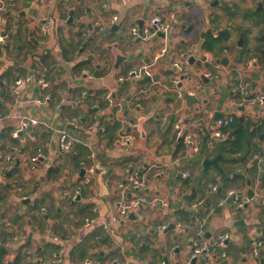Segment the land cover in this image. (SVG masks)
I'll list each match as a JSON object with an SVG mask.
<instances>
[{
    "label": "crops",
    "instance_id": "crops-1",
    "mask_svg": "<svg viewBox=\"0 0 264 264\" xmlns=\"http://www.w3.org/2000/svg\"><path fill=\"white\" fill-rule=\"evenodd\" d=\"M2 1L6 9L0 19V36H4L0 42V155H13L8 172L0 170V218L11 223L0 226V235L3 230L10 233L0 241L6 250L2 264L5 259L9 264L19 252L23 254L19 264H43L59 249H63L60 264H82L85 258L98 264L110 259L119 264H184L194 236L185 232L183 223L182 229L175 226V214L199 199L205 205L190 209L196 226L189 229L196 233L204 219L205 233H211L205 238L213 241L226 234L229 244V253L215 258L205 254L199 264L264 261V243L257 257L252 244L261 239L264 229V129L259 132L264 103H250L264 91V0ZM113 15L116 22L101 30L99 26L107 25ZM151 15L169 24L165 37L134 38L131 27L139 29V21L146 25ZM47 18H52L53 26L43 34L41 26ZM114 24L118 28L111 30ZM225 30L228 38L213 44L211 39H218ZM240 34L243 40L238 43ZM164 45L167 51L153 64L151 82L118 80L129 69L151 62ZM192 57L203 78L180 76L179 90L197 95L198 101L188 106L169 87L179 75L175 63L188 69L182 75L194 71L189 63ZM81 62L82 69L76 66ZM28 72L44 74L55 97L42 101L43 89L36 83L14 95L13 81ZM108 92H112V103L105 99ZM74 99L79 101L73 104ZM193 111L194 118L190 117ZM229 113L244 119L246 135L242 152L232 158L221 152L225 159L220 165L230 179L223 183L213 166L203 170L202 160L214 156L216 151L210 152L221 148V142L235 137L234 129L223 130L224 136L213 134L214 116ZM20 116L34 117L39 123L21 131ZM178 117L200 137L197 152L176 137ZM135 121L137 126H132ZM61 129L74 138L65 153L57 148ZM123 130L132 141L116 145L113 141ZM202 139H206L205 151ZM37 152L41 156L32 160ZM133 170L146 181L139 194L157 198L158 203L142 204L125 218L119 217L115 200L137 195L118 187ZM236 176L240 178L235 180ZM84 177L90 182L70 202L63 192ZM214 179L217 184H212ZM197 185L205 186V197L197 198ZM250 188L256 193L252 199L246 195ZM230 189L246 199L247 207L235 210L234 199L227 201ZM193 193L195 200L190 199ZM163 201L169 206H162ZM86 217L95 221L85 226ZM158 224L166 228L157 231Z\"/></svg>",
    "mask_w": 264,
    "mask_h": 264
},
{
    "label": "built area",
    "instance_id": "built-area-1",
    "mask_svg": "<svg viewBox=\"0 0 264 264\" xmlns=\"http://www.w3.org/2000/svg\"><path fill=\"white\" fill-rule=\"evenodd\" d=\"M5 4L2 0H0V19L2 18V15L5 11ZM117 20V15H113L109 23L107 25H100V29L103 30L106 28V26L111 25V23H115ZM53 26V20L52 18H47L44 20V23H42L41 26V32L44 34ZM169 30V24L166 22H163L161 18L157 15H151L148 20L146 25L142 27V32L139 33V29L137 26H132L131 27V33L134 36V38H139L143 40L149 39L152 35L156 34L158 31L166 33ZM4 39V36H0V42H2ZM43 41V39H42ZM167 51L166 45L162 46L157 54H155L152 58L151 62L148 63H143L139 67L136 68H131L127 71V73L123 76H119L118 80L123 81L128 78H136V79H142L145 76L151 77L152 75V67L153 64ZM179 64V63H178ZM175 63L174 65L179 68V75L174 77L171 80L170 83V90L175 92L177 98H182V92L179 90L177 85L180 83V76L182 74L188 73V69H183L180 67V64L178 65ZM181 68V69H180ZM86 73V71H84ZM206 76H209L208 73H205ZM36 83L40 88L43 89V94H42V101L47 102L51 99V93L48 91L49 87V82L46 80L44 74L40 72H28L23 76H20L16 78L13 81L12 84V92L14 95L18 96L20 93H22L29 85ZM196 85V84H195ZM199 86V85H198ZM190 93H192L190 91ZM61 102H63L64 98L62 95L61 91ZM105 99L109 102L112 103V92H108L105 95ZM246 99V98H244ZM77 99L72 100L71 103L76 104ZM240 101L235 102V106L240 105ZM252 102H257V103H264V91L258 93L254 98L250 99V103ZM121 102H117L116 106H120ZM195 113L194 111L192 112L190 117L194 118ZM235 118L234 114L229 113L223 116L218 117L215 120V131L213 134L216 136H224L223 129L227 125H229L233 119ZM39 123V120L34 118V117H29V116H20L19 117V130L23 131L26 130L28 127L34 126ZM69 123H73V120L69 121ZM137 121H135L132 126H137ZM174 128L176 130V137L180 138L183 140L184 144L188 147V149H191L195 152L199 150V145H200V137L196 136L195 132L193 129L187 128L183 125V121L181 117L176 118L174 121ZM16 134V133H15ZM132 141V136L125 132L124 130L119 133V135L114 139V143L119 146H127L131 143ZM74 142V138L71 137L65 129H61L58 131V137H57V148L60 152L65 153L69 151L72 148ZM39 156H41V152H37L34 157H32V160H36ZM13 161V155L9 154H3L0 155V170L8 172L9 168L11 167ZM89 173L93 172V167L90 166L88 167ZM159 171H155L154 174L157 175ZM186 175V174H183ZM90 182L89 177H84L82 181L76 185L73 189H68L63 192L64 196L70 201L73 202L77 199V197L80 194V190L84 184H88ZM146 181L143 176L139 175L136 170L131 171L127 175V180L125 181L124 184H118V187L122 189L126 193V191L130 192H137L136 196H133L131 199L126 200L123 197H119L115 200L116 204V215L119 217L125 218L130 212L135 211L136 209L139 208L142 204H146L150 207H153L156 203H158L157 198H151V199H146L144 196L140 195L139 192L140 190L144 187ZM216 189V187H213V190ZM227 195L233 196L234 199V206L235 210H241L246 203V199L239 195L234 189H230L227 193ZM226 195V196H227ZM225 199V198H224ZM224 199L221 200L219 203L222 204L224 202ZM203 199H199L196 202L190 204V209L192 210H197L200 205H202ZM162 206L167 207L169 206V203L166 201L162 202ZM93 212L97 214V210L95 207H93ZM95 221L94 217H86L84 221L85 226H90L93 222ZM204 224L205 221L204 219L199 223V226L197 227L196 230V235L197 238H193L191 240L192 242V250L190 253V258L188 261H186L184 264H190V260L192 258H196V264L201 263L202 257L207 254L211 256L212 258H215L217 254L213 253L210 251L209 247L213 243L215 245L222 246L227 238L226 234L219 235L216 239L213 241H209L204 237L205 229H204ZM0 226L3 227H10L11 223L6 217H1L0 218ZM175 226L178 229H182V221L176 219V224ZM166 228L165 224H158L155 229L157 231H162ZM56 237V236H54ZM264 243V229H263V236L261 239H255L252 241L253 244V256L257 257L258 255V248L261 246V244ZM9 242L6 241L4 246H8ZM222 256L225 255L224 252L221 253ZM63 261V249H59L51 254V256L43 263V264H60ZM8 260L5 259V263L7 264ZM120 262L117 259H110L106 264H119ZM82 264H98L97 262L93 261L91 258H85Z\"/></svg>",
    "mask_w": 264,
    "mask_h": 264
},
{
    "label": "trees",
    "instance_id": "trees-1",
    "mask_svg": "<svg viewBox=\"0 0 264 264\" xmlns=\"http://www.w3.org/2000/svg\"><path fill=\"white\" fill-rule=\"evenodd\" d=\"M220 38L221 39H227L228 38V32L225 30V31L222 32L221 37H219L216 40L215 39L214 40L211 39V40L213 41V44H214L216 41L219 42L220 41ZM76 66L77 67H80V69H82L83 66H84V62L83 63L82 62L81 63H78ZM52 89H54V87H52ZM52 89H51V91H53ZM51 95L53 97H55V94H53L52 92H51ZM243 123H244V119L243 118L235 117L233 119V121L223 129L224 131L225 130L227 131V129H234L235 137L234 138H231V139H227V140L221 142V144H220V146H221L220 151L224 155H226L227 157H229V158H232L235 154H237L239 152H242L243 149H244L246 132L244 130ZM245 124H248V123L245 122ZM263 129H264V123L259 128V132L263 131ZM201 141L203 142L202 143L201 150L205 151L206 139H202ZM217 147L218 146H216L215 148H213L210 153L213 154L216 151V148ZM209 155L210 154H208L206 156H209ZM230 160L231 159H229L228 161H230ZM239 178H240L239 176L234 177L235 180H238ZM222 181H223V183H227V182L230 181V179L226 177ZM212 184H217V181L214 179L212 181ZM194 188H197V191H199L198 193H200V195H198L197 198L198 197H201V198L205 197V186H203V185L202 186L201 185L200 186L197 185V187H194ZM195 193H196V191H195ZM195 193L192 194V196L190 197V199H193V200L197 199L195 197ZM220 193H223V191L220 192ZM203 204L205 205V203H203ZM204 213H205V211L200 214V215H202L201 218H203ZM175 215H176L177 220L182 221V223L184 225L185 232L186 231L187 232L189 231V232H191V235L194 236V238H197V235H196L195 231L193 230V227L196 226L195 225L196 216L193 213V211L190 210L189 208L188 209L185 208V209H182V210H177ZM207 221H208V218H207ZM189 226H193V227L191 229H189ZM9 237H10V233L8 231H6V230H3L2 231V234L0 235V241H3V240H5V239H7ZM224 244H225V246L222 247V246H219V245H215L213 243L212 245H210L209 249H210V251L214 252L215 254H221L222 252H224V253L227 254V253H229L228 252L229 251V244L226 241L224 242ZM5 253H6V250H4L0 246V264H2V262H3ZM22 257H23V254H21L19 252L16 255V257L9 264H19V262H20V260H21ZM258 264H264V261H259Z\"/></svg>",
    "mask_w": 264,
    "mask_h": 264
},
{
    "label": "water",
    "instance_id": "water-1",
    "mask_svg": "<svg viewBox=\"0 0 264 264\" xmlns=\"http://www.w3.org/2000/svg\"><path fill=\"white\" fill-rule=\"evenodd\" d=\"M259 5H262V3L260 2ZM138 24H139V33H141V32H142V27H143V22H142V21H139ZM117 28H118V25H117V24H114V25L111 27V30H113V29H117ZM156 35H157V36H161V37H165V33H164V32H161V31H158V32L156 33ZM242 40H243V34H240V36H239V40H238V43H241ZM193 58H194V57H192L191 59H189V63L193 66V68L195 67V68H194V71L192 72V69H191V71H189V75H181V79H184V78L187 77V78L190 80V79H194V78H196V76H200V78H203V74H201V67H199V66H197V65L195 64ZM117 59L119 60L120 57H117ZM206 66L208 67V65H206ZM137 82H138V83H149V82H151V77H149V76H145V77H143L142 79H139ZM195 83H196V81H195ZM177 87H178V88H181V87H182V83H179V84L177 85ZM182 97H184V98L186 99V103H187L188 106H191L193 103H195L196 101H198V99H197V95H196V94H192V93H190L189 91L182 92ZM217 118H218V115H215V116H214V121H215ZM224 159H225V157L222 155V153H221V151H220V147L218 146V147L216 148V152H215V155H214V156H212V157H207V158H204V159L202 160L203 170L205 171V170H207L210 166H213L215 169H217V170L219 171V173L221 174V176H222L223 178H225V177H226V174H225V172L223 171V169H222V167H221V165H220V161H221V160H224ZM255 161H256V159H255ZM247 183H248V185H250V181H247ZM219 190H220V189H219ZM237 193H238L239 195H241L239 192H237ZM246 195H247V198H248V199H252V198L256 195V193H255V191H254L252 188H250V189L247 190ZM227 201H228V202H232V201H233V196L228 197ZM243 207H247V204H246V205L244 204ZM241 223L243 224V221H241V222L238 223V224H241ZM172 225H173V224H172ZM172 225H171V226H172ZM210 235H211V233H210L209 231H207V232L204 234V237L209 238ZM190 264H196V258H192V259L190 260ZM219 264H225V262H222V263H219Z\"/></svg>",
    "mask_w": 264,
    "mask_h": 264
}]
</instances>
